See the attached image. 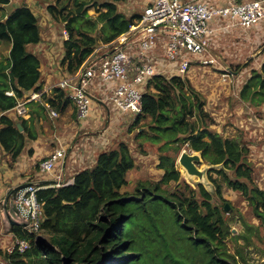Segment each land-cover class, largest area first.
<instances>
[{"label":"trees","instance_id":"trees-1","mask_svg":"<svg viewBox=\"0 0 264 264\" xmlns=\"http://www.w3.org/2000/svg\"><path fill=\"white\" fill-rule=\"evenodd\" d=\"M73 1L75 13L57 4L47 7L57 23H65L69 35L63 38L60 61L65 75H74L98 47L127 33L143 14L119 11L126 0ZM10 3L0 0V12ZM91 9H96V17L89 14ZM40 25L28 5L0 19V45H8L7 57L0 51V150L10 168L30 142L42 140L35 124L49 117L38 102L28 104V119L14 112L18 101L45 89L43 64L38 53L30 50L43 41ZM191 81L178 75L154 77L143 96L142 111L126 115L130 119L127 136L139 143L142 154H147L148 147L157 155L158 180L129 181L136 168L130 139L98 150L93 166L74 174L72 184L37 193L44 215L40 236L46 241L38 242L39 236L16 227L14 237L28 241L30 249L11 255L0 251V257L10 264H234L236 258L227 245L232 235L227 216L233 208L223 192L227 189L239 196L253 219L264 225V187L255 179L247 142L230 136L229 126L216 130L219 121L207 110L208 97ZM237 99L245 109L264 106V62L250 71ZM43 102L59 114L51 120L53 125L71 118V108L78 122L65 90L54 88L43 94ZM183 150L200 153L204 165L212 167L207 178L215 195L183 177L177 164ZM28 154L32 157L34 150ZM40 163L36 164L38 173ZM214 196L221 204L215 203Z\"/></svg>","mask_w":264,"mask_h":264},{"label":"rangeland","instance_id":"rangeland-1","mask_svg":"<svg viewBox=\"0 0 264 264\" xmlns=\"http://www.w3.org/2000/svg\"><path fill=\"white\" fill-rule=\"evenodd\" d=\"M96 1L102 2L101 0ZM241 1L238 0L239 3ZM146 3V0H126L119 7V11L126 15L133 12H142ZM52 4L65 7L66 12L75 13L77 9L74 6L73 0H11L10 5L0 12V19H3L5 15L10 14L16 7L28 5L38 16L43 41L39 45V52L33 47L30 50L38 53L43 64L44 73L47 72V75L52 77L50 82H48V80H45L46 76L43 75L44 87H49L48 89L52 88L65 76L60 68V61L63 56L62 42L65 23H57L48 13L47 7ZM95 11L96 9H91L89 14L92 17H96ZM222 39L224 40H220L218 45L214 42L210 45L212 55L217 58L218 63L205 65L199 63L197 58H194L191 70L184 77L190 78L191 82L208 97L207 100L210 103L207 110L214 113L215 118L219 121L215 127L216 130L221 129L224 125L226 127L229 126L230 136L241 137L247 142L252 154L250 158L253 160L255 166V179L264 187V106L258 109H245L237 99L240 87L248 77V74H250V71L252 69H259L262 62H264V22L251 29L236 28L233 34H227ZM0 51L3 56L7 57L8 45L1 44ZM201 57L205 58V56ZM170 66L173 67L174 63H170ZM228 69L234 70L232 71L233 73H230ZM226 72L230 74L229 85L221 82V76ZM93 86H95V83ZM104 90L106 91V88ZM94 94L95 100L93 101L90 118L87 122L82 123H90V125H85V128H81V123L75 122L73 108L69 112L72 117L64 122H59V124L55 122V128L52 124L53 120L51 121L49 117V119H41L36 122L35 131L38 135H43V138H41L43 141L48 140V144H50L48 149H54L51 151L54 153L61 144L66 152L67 166L73 162L75 164L72 165L83 164L82 166H75V169L72 171V175L74 176L85 166L92 167L94 164L95 155H93L94 158L92 160H85L83 151L86 148L90 147L95 151L103 150L109 146V148H112L114 144L116 145L117 142L124 138L125 140L130 139L129 144L136 160V168L130 172L128 176L129 181L135 182L139 179L158 180L160 171L157 169L158 162L155 151L147 147V154H142L137 146L139 143L136 144L135 141L127 136L126 126L129 124V116L121 115L111 103L107 100L102 103L98 99V94ZM228 100L231 101L228 102ZM75 139L76 141L74 142ZM51 140H53V143H51ZM36 164L32 167L34 175L38 172ZM4 165L5 158L2 155V158H0V189L4 188L6 183L9 184L12 179H18ZM178 166L187 182L192 185L201 182L205 188L214 193L212 186L205 176V172L208 169L206 165L202 164L198 166L204 173L202 179L197 177L189 178L179 163ZM53 172L42 175L50 179L53 177ZM57 172L60 171L58 170ZM68 178H70L69 174ZM51 181L55 180L50 179L44 182ZM67 181L69 180L65 179V182ZM223 196L225 200L231 202L233 208V212L227 216L229 227L232 231L227 245L229 253L236 258L234 264H264V225L253 219L250 209L239 196L227 189L224 190ZM214 201L221 204V201L216 196H214ZM1 231L2 225L0 219V250L4 251L3 245L5 243L2 242L7 240V238L1 234ZM234 231L236 234H233ZM235 237H237L236 240L234 239Z\"/></svg>","mask_w":264,"mask_h":264},{"label":"built area","instance_id":"built-area-1","mask_svg":"<svg viewBox=\"0 0 264 264\" xmlns=\"http://www.w3.org/2000/svg\"><path fill=\"white\" fill-rule=\"evenodd\" d=\"M146 2L141 20L131 26L127 33L111 44L98 47L74 75H65L42 93H29L25 100L17 102L15 114L26 118L29 115L28 104L38 102L45 107L51 120L57 119L59 114L43 102V94L60 88L72 100L81 124L90 118L94 93L98 94L99 101L104 103L107 100L121 115H138L142 111L147 86L154 77L184 76L191 70L194 58L205 65L217 64L210 45L218 31L251 29L264 22V0L243 3L226 0L224 6L213 5L206 0ZM215 23L221 26L215 28ZM63 34L65 39L69 38L66 31ZM170 63H174V66H170ZM229 76L228 72L223 74L221 82L230 83ZM7 94L14 95L13 92ZM66 157L60 144L54 153L40 163L41 174L52 173L61 163L60 175L55 181L45 187L30 186L19 193L16 203L21 216L29 223L27 228L22 229L29 234L41 235L44 215L38 200L39 190L73 183L70 180L64 182ZM3 249L0 251L8 255L25 253L30 249V243L12 236ZM0 264L10 263L0 257Z\"/></svg>","mask_w":264,"mask_h":264},{"label":"crops","instance_id":"crops-1","mask_svg":"<svg viewBox=\"0 0 264 264\" xmlns=\"http://www.w3.org/2000/svg\"><path fill=\"white\" fill-rule=\"evenodd\" d=\"M206 1H208L209 3H212L213 5H217V6H224L225 3H226V0H206ZM248 1H251V0H244V2H248ZM220 26H221L220 24L215 23L213 27L218 28ZM234 29H236V28H234ZM234 29H229V30H221V29H219L221 31H218V33L215 35L216 38H215V40L213 42L217 43V45H218L220 40L221 41L224 40L222 38H225L227 34H230V33L233 34L234 33ZM237 29H239V28H237ZM231 37H232V35H231ZM35 50L37 52H39L40 46L39 45L36 46ZM44 75L46 76L45 80H48V82H50L52 77L48 76L47 72L44 73ZM48 88H46V89H48ZM28 118H29V115L26 118H24V119H28ZM85 125H90V123L80 124L81 128H85ZM76 137H77V135H76ZM75 141H76V139L74 140V142ZM51 143H53V140L51 141ZM49 146H50V144H48V140H45V141H43V140L40 141L39 140V141L30 142V145L28 146V149H27L26 153H24L20 157L18 162L15 164L14 168H10L7 164H5L8 167L7 170H9L12 174L14 173V177H16L18 179H16V180L12 179V181H10L9 184L6 183L4 188L0 189V199L5 194V191L8 188L11 187V185L12 186H17L19 184H23V183H26V182H44L45 180H50V179L51 180H55L56 177L60 175V172H57V171L58 170L61 171L60 170L61 163L58 164V166H57L58 168L53 172V177L50 178V179L43 177V175L38 173V172L35 173V175H34V172L32 170V167L36 164V162L42 161L43 158L48 157L52 153L51 151H53L54 149H52V150L48 149ZM30 149L34 150V154L32 155V157H30L29 154H28ZM81 151H83V149H81ZM83 152H84L83 154H85V160H86L87 157H89L90 155H92L91 157H93V155H95V153L97 154L98 150L95 151L94 149L88 147ZM2 155H3V157H5L4 154L2 153V151L0 150V158H2ZM64 164H65V169H64L65 170V174H64L65 177L64 178L66 180L73 181L74 180V176L72 175L73 169H75V166H78V165L82 166L83 164L72 165V164H75V162H73V163H70L69 166H67V161L66 160H65ZM68 174L70 175V178H68ZM6 238H7V240L2 242V243H5L3 245V247L5 245H7L9 240L11 239L10 237H6Z\"/></svg>","mask_w":264,"mask_h":264},{"label":"water","instance_id":"water-1","mask_svg":"<svg viewBox=\"0 0 264 264\" xmlns=\"http://www.w3.org/2000/svg\"><path fill=\"white\" fill-rule=\"evenodd\" d=\"M228 71L230 73H233L232 70L230 69H228ZM17 127L20 132H23V128L20 123L17 124ZM178 163L184 169V171L189 176V178L191 179L193 177H197L199 179L203 178L204 173L198 168L199 165H202V164L204 165L200 153H194V152L190 153L187 150H183L178 158ZM207 167L208 169L205 172L206 178H207L208 170L212 169V167L210 166H207ZM43 183L45 182H26L23 184H19L17 186L11 185V187L5 191V194L3 195L2 200L0 201V219H1V225H2L1 234L3 236L5 237L14 236V229L16 227H20V228L28 227L29 225L28 220L21 216V213H20V210L18 208L16 201L18 200L20 191L30 186H41ZM197 184H201L204 186V184L201 182L196 183V185ZM210 185L212 186L211 183ZM212 188H213L214 193L210 192L207 188L206 189L210 193L215 194L214 187L212 186ZM228 209H229V206L227 205L225 207V210H228ZM233 234H236V232L234 231ZM45 241L46 239L44 238V236L38 237V242L44 243Z\"/></svg>","mask_w":264,"mask_h":264}]
</instances>
